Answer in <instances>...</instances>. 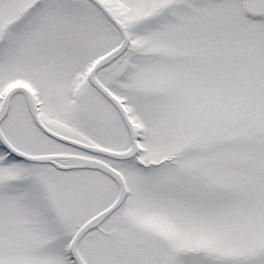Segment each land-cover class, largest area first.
<instances>
[{"label": "snow or ice", "instance_id": "obj_1", "mask_svg": "<svg viewBox=\"0 0 264 264\" xmlns=\"http://www.w3.org/2000/svg\"><path fill=\"white\" fill-rule=\"evenodd\" d=\"M0 264H264V0H0Z\"/></svg>", "mask_w": 264, "mask_h": 264}]
</instances>
